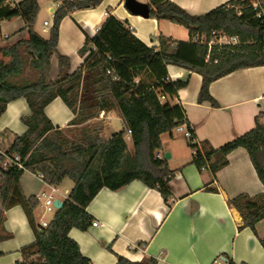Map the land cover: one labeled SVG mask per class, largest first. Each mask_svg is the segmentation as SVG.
<instances>
[{"label": "trees", "instance_id": "1", "mask_svg": "<svg viewBox=\"0 0 264 264\" xmlns=\"http://www.w3.org/2000/svg\"><path fill=\"white\" fill-rule=\"evenodd\" d=\"M100 2L62 1L54 10L48 36L42 37L34 29L39 10L37 0L16 3L0 0V21L20 17L24 22L21 29L1 40L9 41L22 29L27 31V38L0 46V115L8 102L18 98H23L29 109L20 118L26 130L14 135L7 146L0 145V240L10 235L3 227L2 212L14 205L23 209L34 234V241L20 249L21 257L13 264H92L68 231L72 227L87 229L92 217L85 208L102 187L118 190L139 180L156 189L165 202L171 198L172 171L165 160L155 158V153L161 149L162 134L172 136L181 123L189 125L183 106L170 102L186 81L170 79L169 64L199 73L202 82L197 100L209 101L212 106H217L208 93L212 80L237 68L264 65V14L256 16L249 0H229L197 15L170 0H150L148 16L184 26L188 41L160 35L156 49L137 38L125 21L109 14L79 48L78 53L84 57L82 64L70 73L68 57L58 54V75L52 79L50 59L56 53L60 20L72 11ZM216 34L235 36L238 40L230 44L213 42L209 48L208 43ZM26 68L33 72L32 79L23 78ZM161 96L164 98L160 99ZM55 97H60L73 113L69 125L77 126L97 117L101 111L114 110L124 128L107 138L93 129L96 135L89 136L88 144L69 140L44 113V107ZM255 122L254 128L218 148L207 141L188 142L194 150L191 163L199 170L207 165L214 175L227 163L231 150L243 147L264 186V127L257 118ZM126 129L131 131V149L125 138ZM12 154L19 156L22 168H3L5 155ZM24 170L40 175L52 186L65 178L73 182L62 207L46 227L37 228L34 217L37 199L26 196L20 187L19 178ZM227 203L238 211L240 228L254 231V224L264 217V191L254 196L241 193ZM259 242L264 248V237ZM115 264L157 262L154 258L132 261L118 255Z\"/></svg>", "mask_w": 264, "mask_h": 264}, {"label": "crops", "instance_id": "2", "mask_svg": "<svg viewBox=\"0 0 264 264\" xmlns=\"http://www.w3.org/2000/svg\"><path fill=\"white\" fill-rule=\"evenodd\" d=\"M62 1H38L34 29L42 37L48 36L54 10ZM137 1L151 5L150 0ZM170 1L197 15L229 0ZM109 14L125 21L137 38L156 49L160 35L176 41L190 39L188 30L182 25L167 19L133 14L125 7L124 0H101L94 7L72 11L60 20L56 53L50 59L52 79L58 75V54L68 57L70 73L82 64L84 57L78 53L79 48L87 36L92 37L96 33ZM45 19L50 21L47 26L42 24ZM13 20L18 21L7 33L3 31L6 20L0 21L2 37L24 26L20 17L7 21ZM221 37L232 40L233 36L222 34L216 43H233L222 41ZM17 38H27L26 29L9 41ZM211 44L212 39L208 43L209 48ZM167 72L172 80L186 81L170 102L183 106L187 123L197 141H207L218 148L254 128L256 118L264 127V65L237 68L212 80L208 93L217 106H212L209 101L198 102L202 82L199 73L172 64L167 66ZM28 113V105L23 98L6 104L0 115L1 146H7L14 135L26 130L20 118ZM44 113L62 131L83 126L69 125L73 113L60 97L52 99L44 107ZM100 113L103 115L104 137L113 133L110 127L116 123L120 124L118 131L124 128L116 111ZM161 145L157 151L159 158L165 160L172 171L169 179L171 198L165 202L156 189L139 180H133L118 190L102 187L85 208L101 225L93 227L89 224L85 230L72 227L68 231L80 252L92 264H115L118 255L132 261L154 258L157 264H213L217 256L222 258L220 264H231L228 259L237 264H264V248L259 242V238L264 237V217L254 224V231L249 227L240 228L242 221L238 211L227 203L228 199L241 193L254 196L264 191L246 149L237 147L231 150L227 154V163L212 175L208 167L199 170L191 163L193 149L181 132L174 131L172 136L162 134ZM165 153L169 154L168 158L164 157ZM19 184L26 196H36L49 189L40 175L28 170L22 172ZM72 186L73 182L65 178L56 186L57 199L64 201ZM210 187L216 191L208 190ZM36 211H39L38 217ZM40 215L41 210L36 207V222ZM2 224L10 235L0 240V264H13L21 257L20 249L34 241V234L19 205L3 210Z\"/></svg>", "mask_w": 264, "mask_h": 264}, {"label": "built area", "instance_id": "3", "mask_svg": "<svg viewBox=\"0 0 264 264\" xmlns=\"http://www.w3.org/2000/svg\"><path fill=\"white\" fill-rule=\"evenodd\" d=\"M37 1H42V0H37ZM250 5L254 10H256V16L260 17L261 15L264 14L263 11V5H264V0H249ZM42 24L44 26H47L50 24V21L48 19H45ZM232 42L236 43L237 42V37L233 36L232 37ZM109 72V71H107ZM164 97L161 96L160 99H163ZM103 112V111H102ZM174 131L181 132L183 137L189 142H197L196 137L194 136L192 130L186 126L185 123H181L178 125ZM130 129L125 130V138L130 139ZM194 151V150H193ZM160 154L158 152L155 153V158H159ZM3 168H7L9 166H15L18 168H22V163L19 159V156L17 154H12L10 155H5V158L2 163ZM207 165H204L201 167V170L207 168ZM57 191L56 186L49 185V189L46 191H43L36 195L37 199V207L41 210V215L36 222L37 228H43L46 227L49 222L51 221L53 215L55 214L56 210L58 209L54 205V201L57 199L55 193ZM90 225L93 227H98L101 225L100 221L97 219H92L90 222ZM222 261V258L220 256L215 257L213 260V264H220ZM157 262V261H156Z\"/></svg>", "mask_w": 264, "mask_h": 264}, {"label": "rangeland", "instance_id": "4", "mask_svg": "<svg viewBox=\"0 0 264 264\" xmlns=\"http://www.w3.org/2000/svg\"><path fill=\"white\" fill-rule=\"evenodd\" d=\"M16 21L18 20H13V22H9V21H4L3 24V31L4 32H10L12 30V28H14V24H16ZM219 36H222V34H216L215 36L212 37V41L213 42H217L219 40ZM2 36L0 35V46L2 45H8L9 43H12V41H2L1 40ZM202 41L205 40V37H201L200 38ZM220 39H222V41L225 40H229L232 41L230 38L225 37V39L223 37H221ZM4 60H6V58H4ZM23 78L24 79H32L33 78V72L31 70H29V68H26L23 74ZM103 115H101V113L99 112L98 116L88 120L87 122H85L84 124H82L83 126L81 127H76V128H68L67 130H64V134L67 136V138L69 140H80L82 143L84 144H88L90 142V138L89 136H94L96 135L93 131V129H97V134L101 137H104V135H106V133H104L103 130ZM120 128V124L116 123V125L114 127H110V129L115 132L118 131V129ZM106 138V137H104ZM128 142V146L131 149V141L130 139H126ZM263 161H264V156H263ZM36 217H38L39 215V211L35 212Z\"/></svg>", "mask_w": 264, "mask_h": 264}, {"label": "water", "instance_id": "5", "mask_svg": "<svg viewBox=\"0 0 264 264\" xmlns=\"http://www.w3.org/2000/svg\"><path fill=\"white\" fill-rule=\"evenodd\" d=\"M124 5L133 14H138V15H141L143 17H148L149 6L147 3H143V2H140L137 0H124ZM164 157L168 158L169 154L165 153ZM54 205L59 209L62 207L63 201L56 199L54 201Z\"/></svg>", "mask_w": 264, "mask_h": 264}]
</instances>
